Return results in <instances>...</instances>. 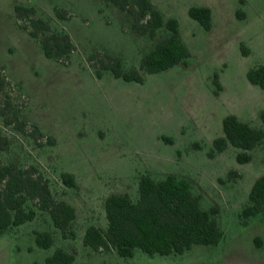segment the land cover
Returning <instances> with one entry per match:
<instances>
[{
	"label": "rangeland",
	"instance_id": "374dc122",
	"mask_svg": "<svg viewBox=\"0 0 264 264\" xmlns=\"http://www.w3.org/2000/svg\"><path fill=\"white\" fill-rule=\"evenodd\" d=\"M151 1L166 20L178 19L191 55L186 64L146 72L136 81L111 70L98 76L90 55L107 52L122 57L126 68H139L165 27L156 39L137 33L132 16L104 0H0V71L12 80L0 97L10 94L16 106L24 103L23 116L45 134L37 140L6 126L0 116V132L11 139L1 157L39 166L55 196L77 210L71 237L41 209L0 235V264H47L58 247L75 253L72 264H264V213L242 215L253 183L264 173V144L249 150L252 159L245 162L238 159L242 148L230 144L217 151L214 145L228 114L264 127V88L248 78L250 68L264 63V0ZM18 3L34 6L52 29L71 35L76 49L68 61L48 57L41 41L20 26ZM192 6L212 9L210 30L192 17ZM58 9L69 16L61 17ZM62 172L72 173L76 185L65 184ZM144 173L190 177L202 206L219 208L221 241L168 255L136 248L129 257L86 245L90 225L108 226L107 196L127 192L137 199ZM44 230L55 238L48 248L36 239V231Z\"/></svg>",
	"mask_w": 264,
	"mask_h": 264
},
{
	"label": "trees",
	"instance_id": "16d2710c",
	"mask_svg": "<svg viewBox=\"0 0 264 264\" xmlns=\"http://www.w3.org/2000/svg\"><path fill=\"white\" fill-rule=\"evenodd\" d=\"M117 4L133 18V29L156 39L163 27L167 33L143 54L140 67L126 68L120 56L95 51L90 55V64L98 76L111 70L117 77L126 80L143 81L146 72H158L178 63H187L190 49L183 40L179 21L175 17L165 19L163 13L151 0H104ZM16 16L21 27L30 30L38 38L48 57L68 61L76 45L65 30H54L50 24L37 15L34 6L21 3L15 6ZM61 17H68L66 10L58 9ZM192 17L199 20L206 29L213 26V13L209 6H192ZM245 52L249 50L246 48ZM1 70V68H0ZM252 83L264 88V63L248 71ZM12 84L3 71H0V92ZM24 103L16 106L11 95L5 100L0 97V116L6 126L31 134L37 140L45 134L35 123L28 121L22 114ZM264 122V110L262 111ZM29 124L33 129L29 131ZM224 135L217 137L214 145L217 151H224L232 144L243 150L238 153L241 162L252 159L249 150L264 144V127L252 125L236 114L224 118ZM47 141L53 143V138ZM11 142L10 137L0 132V235L12 227L33 220L38 209L49 211L54 225L62 231L64 237L74 236L73 223L77 217L76 207L66 199L55 196L50 178L34 163L20 165L17 162H5L1 152ZM233 171L230 172V175ZM62 181L70 187L76 185V178L70 172H62ZM190 177L169 173L164 178H156L150 173L140 177L139 197L133 199L127 192L112 193L105 200L108 226L90 225L84 235V243L95 250L115 249L121 256L135 254L136 248L147 253L168 255L183 253L195 244H218L224 231L218 220L219 208L206 209L202 206V197L193 191ZM264 213V173L252 185L249 202L244 206L242 215L249 218ZM39 245L51 247L54 235L51 231H36ZM75 253L58 247L47 257V264H72Z\"/></svg>",
	"mask_w": 264,
	"mask_h": 264
}]
</instances>
